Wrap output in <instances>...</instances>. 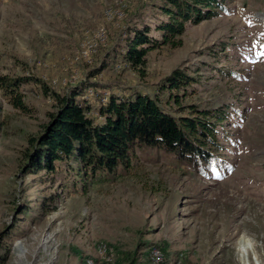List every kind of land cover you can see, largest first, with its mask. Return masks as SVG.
<instances>
[{"label": "rangeland", "instance_id": "1", "mask_svg": "<svg viewBox=\"0 0 264 264\" xmlns=\"http://www.w3.org/2000/svg\"><path fill=\"white\" fill-rule=\"evenodd\" d=\"M162 5L0 0V77L35 80L17 91L25 111L0 89V264H264V0H224L215 18L185 25L178 47L148 51L139 74L118 48L131 27L159 38ZM176 68L197 79L184 104L232 112L216 169L200 174L159 150H136L124 175L85 192L74 164L24 171L27 139L54 111L53 93L98 70L93 93L77 100L100 123L98 102L131 90L151 96Z\"/></svg>", "mask_w": 264, "mask_h": 264}, {"label": "trees", "instance_id": "2", "mask_svg": "<svg viewBox=\"0 0 264 264\" xmlns=\"http://www.w3.org/2000/svg\"><path fill=\"white\" fill-rule=\"evenodd\" d=\"M162 1L159 10L164 19L154 28L159 38L148 36L147 27H131L118 48L119 61L139 74L143 73L148 51L160 46L178 47L187 23L196 25L226 10L224 0ZM97 71H91L76 85H65L64 94H52L54 111L38 134L27 139L24 171L52 172L57 164H74L71 167L85 192L88 184L106 183L124 175L136 150H159L200 174L216 169L219 138L232 112L228 106L207 110L184 104L187 88L197 83L196 78L176 68L161 80L151 96L134 90L124 96L111 94L106 102H98L96 113L102 122L96 123L88 116L89 106L81 105L77 98L84 95L87 87H97V83L89 81ZM31 81L35 80L0 77V89L13 108L26 110L17 91ZM88 92L93 93L88 89L87 96Z\"/></svg>", "mask_w": 264, "mask_h": 264}, {"label": "bare ground", "instance_id": "3", "mask_svg": "<svg viewBox=\"0 0 264 264\" xmlns=\"http://www.w3.org/2000/svg\"><path fill=\"white\" fill-rule=\"evenodd\" d=\"M238 246H239V251L240 252H243L245 249H246V243L244 240H241L239 243H238ZM245 252V251H244ZM157 254H159L158 250H157ZM160 255V254H159Z\"/></svg>", "mask_w": 264, "mask_h": 264}, {"label": "built area", "instance_id": "4", "mask_svg": "<svg viewBox=\"0 0 264 264\" xmlns=\"http://www.w3.org/2000/svg\"><path fill=\"white\" fill-rule=\"evenodd\" d=\"M98 40H99V41H102V38H101V37H98ZM94 47H95V43H94L93 45H89V46L87 47V49H84V52H81V54H82V55H86V52H87V51H93ZM156 253H157V251H156Z\"/></svg>", "mask_w": 264, "mask_h": 264}, {"label": "snow or ice", "instance_id": "5", "mask_svg": "<svg viewBox=\"0 0 264 264\" xmlns=\"http://www.w3.org/2000/svg\"><path fill=\"white\" fill-rule=\"evenodd\" d=\"M260 56H261V58H264V53H261Z\"/></svg>", "mask_w": 264, "mask_h": 264}]
</instances>
